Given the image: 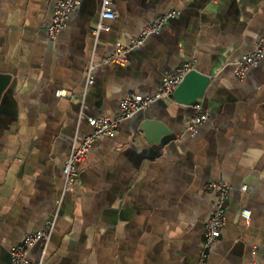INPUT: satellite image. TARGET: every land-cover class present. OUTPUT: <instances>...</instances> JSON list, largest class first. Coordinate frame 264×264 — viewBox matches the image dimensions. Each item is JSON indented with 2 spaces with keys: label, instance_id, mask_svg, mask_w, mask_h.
I'll return each mask as SVG.
<instances>
[{
  "label": "crops",
  "instance_id": "0c3cea01",
  "mask_svg": "<svg viewBox=\"0 0 264 264\" xmlns=\"http://www.w3.org/2000/svg\"><path fill=\"white\" fill-rule=\"evenodd\" d=\"M56 1L0 0V74L10 77L0 97V264L47 221L44 264H197L216 200L203 189L210 180L230 192L206 264H264V59L244 80L233 77L264 37V0H114L116 17L101 21L109 30L98 37L100 0H83L52 41ZM169 11L178 16L126 65L99 69L86 87L93 50L112 53ZM191 61L210 78L198 133L185 132L192 105L156 102L99 139L77 166L74 192L63 194L62 166L75 134L91 133L87 120L116 117L128 94L154 95ZM145 121L164 129L157 143Z\"/></svg>",
  "mask_w": 264,
  "mask_h": 264
},
{
  "label": "built area",
  "instance_id": "2783aa9c",
  "mask_svg": "<svg viewBox=\"0 0 264 264\" xmlns=\"http://www.w3.org/2000/svg\"><path fill=\"white\" fill-rule=\"evenodd\" d=\"M83 0H57L54 6L52 20L47 29L50 40H55L58 34L66 27L70 15L77 10ZM114 0H100V21L96 23L93 34L98 37L101 31H108L109 28L102 24V20H113L116 13L113 9ZM178 12L169 11L157 15L151 24L141 30L138 36L132 37L127 43L117 42L112 53L105 56H98L95 50L91 52L85 74L86 87L94 83L97 71L108 66H124L127 62V55L141 48L146 40L159 34L166 26L167 22L175 19ZM264 59V37L259 40L255 50L246 56H243L235 64L233 77L242 81L245 79L250 68L258 65ZM194 70V61L183 64L174 72L167 74L162 79L157 92L152 96H141L130 93L119 103V114L114 118H89L88 125L92 131L89 134L76 133L71 150L62 166L63 175V194L73 193L75 189V180L78 175L77 166L84 162L90 149L101 138H114L122 122L128 120L134 115L146 110L150 105L171 99L173 93L178 88L186 74ZM60 96V92H57ZM194 110L193 117L186 122L185 132L195 136L199 129L208 120V113L199 103L192 105ZM141 133L139 132V135ZM206 192L215 195V204L209 219L204 224V232L199 249L197 264H206L208 251L220 238L221 230L225 225V203L228 199L230 187L221 180H210L203 186ZM245 186L242 190H245ZM61 201H57L60 206ZM241 217L246 223H249L250 211L243 210ZM54 229V222L47 221L35 233L25 235L20 244L9 250L10 264H44L47 255V245ZM39 246V256L37 262L29 260V253L35 247ZM256 251L252 250L251 255L255 256ZM249 264H256L251 261Z\"/></svg>",
  "mask_w": 264,
  "mask_h": 264
},
{
  "label": "water",
  "instance_id": "95a60500",
  "mask_svg": "<svg viewBox=\"0 0 264 264\" xmlns=\"http://www.w3.org/2000/svg\"><path fill=\"white\" fill-rule=\"evenodd\" d=\"M10 81V77L7 75L0 74V97L5 91ZM210 83V78L205 76L195 69L185 75L178 88L173 93L174 100L182 105H193L198 103ZM141 130L145 131L149 141L157 143L159 137H161L164 129L161 128L157 122L145 121ZM153 131L157 134L154 133Z\"/></svg>",
  "mask_w": 264,
  "mask_h": 264
}]
</instances>
